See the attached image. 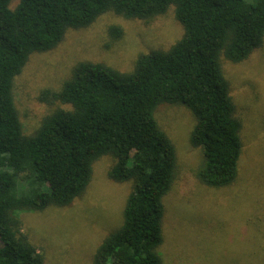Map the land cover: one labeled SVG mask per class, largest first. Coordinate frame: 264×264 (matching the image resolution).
<instances>
[{
  "label": "trees",
  "instance_id": "obj_1",
  "mask_svg": "<svg viewBox=\"0 0 264 264\" xmlns=\"http://www.w3.org/2000/svg\"><path fill=\"white\" fill-rule=\"evenodd\" d=\"M173 9L180 39L140 54L130 71L82 62L41 100L58 106L25 134L14 81L34 53L56 48L70 29L112 13L150 22ZM115 39L118 27L110 28ZM264 38V0H0V264H44L19 214L66 207L88 188L101 158L108 179L132 182L122 224L98 246L93 264H162L163 199L176 169L175 148L155 111L185 107L189 143L203 161L195 177L211 188L235 181L240 122L221 60L243 62Z\"/></svg>",
  "mask_w": 264,
  "mask_h": 264
},
{
  "label": "rangeland",
  "instance_id": "obj_2",
  "mask_svg": "<svg viewBox=\"0 0 264 264\" xmlns=\"http://www.w3.org/2000/svg\"><path fill=\"white\" fill-rule=\"evenodd\" d=\"M122 31L113 38L110 28ZM183 29L173 9L146 23L112 13L83 29H70L56 48L32 54L14 81V100L23 132L31 134L58 103L42 101L59 90L82 62L130 71L140 54L166 50ZM221 67L240 122L242 145L234 182L211 188L197 181L200 149L189 143L195 124L180 105H160L155 119L175 148V179L163 199L162 264H264V38L243 62L224 58ZM110 158L94 166L85 193L69 206L19 214L22 232L44 257V264H93L101 242L119 228L132 182L108 179Z\"/></svg>",
  "mask_w": 264,
  "mask_h": 264
}]
</instances>
